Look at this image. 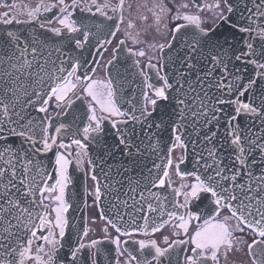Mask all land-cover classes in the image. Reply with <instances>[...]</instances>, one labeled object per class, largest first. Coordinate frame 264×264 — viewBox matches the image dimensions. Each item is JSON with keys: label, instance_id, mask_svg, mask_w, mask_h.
I'll list each match as a JSON object with an SVG mask.
<instances>
[{"label": "snow or ice", "instance_id": "obj_1", "mask_svg": "<svg viewBox=\"0 0 264 264\" xmlns=\"http://www.w3.org/2000/svg\"><path fill=\"white\" fill-rule=\"evenodd\" d=\"M123 3L124 0H120V4L112 9L113 12H122ZM194 4L197 8L203 7L195 3V0ZM249 4L252 6L249 7ZM2 6L9 11L0 13V24L35 22L39 23L41 28H44L38 15L41 9L44 12H50L59 6L60 15L56 19L61 27L46 31L54 33L56 37L66 38L68 44L74 45V48L81 52L88 45L92 35L87 25L83 22L78 23L73 18L77 8L92 12V8L87 5L81 7V0H71V4H66L65 0H57L56 4H41L27 12L29 19L25 21L17 19L12 12V9H18L19 5L5 3ZM104 7L107 8L108 5ZM154 7H159L161 13L171 11L163 4ZM208 7L215 10L214 19L219 21L212 29L201 27L202 21L198 15L180 11L187 9L188 4L182 3L177 7L173 19L187 21L189 25L195 27V31L190 34V37L183 38L182 47L175 50V59L168 56V60L175 65L171 75L160 74L164 64H160L157 69L156 64L149 62L148 68L157 70V78L162 83L160 86L146 83V87L151 89L155 98H150L148 91H145L144 103L140 106L138 114L135 107L131 111H124L118 106L112 81L105 83L92 80L88 76H76L75 80L71 79L77 69L82 67L79 60L71 64V71L67 72L66 77L52 75L45 68L49 61L42 60L39 46L44 44L43 41L33 37L29 43L11 30L0 35V109H2L0 112V142H2L0 143V264H27L29 260H34L36 264H64L63 261L58 260V255L65 247L64 238L68 227L65 213L70 206L65 201V190L72 183L69 175L70 165L73 164V160L69 159L72 153L55 151L51 172L42 163L34 160V156L47 154L56 148L67 149L76 145L78 150L75 153V164L78 167L82 164V156L87 155V144L76 138H73L70 144L65 143L61 136L67 132V125L64 123L54 125V120L63 112L64 106L70 107L73 103L67 98L69 93L75 94L78 85H82L84 97L77 98L81 100L87 98L85 115L90 123L83 128V138L86 141L96 140L99 134L103 133L102 125L105 120L111 117H124L125 119L122 120H112L111 127L115 130L118 145H123L128 155H131L130 150L133 145L127 129L120 126L128 125L130 121L133 124L146 125L148 129L155 127L160 132L170 126L175 141L181 147H186L181 136L182 128L186 132L191 124L195 130L197 126H200L201 120L204 127L215 123L218 128L223 119L228 131V142L236 153L233 163L225 165L213 146L208 150V157L212 162L206 161L202 165L205 173L203 176L196 173H179V165L176 166L178 174L195 175V182L182 185L181 187L187 189L186 191L173 190L176 197H183V202L173 204L172 207L178 211L167 212V216L169 220L172 218L178 220V223L174 225L178 231H174L173 235L179 237L182 233L186 239L169 242L165 237L164 243L167 244L165 248L160 247L155 240H121V237L131 238L141 234L149 236L148 214L157 212V207H154L144 196L143 191L139 193L140 200H136L135 194L139 182H136L137 187L129 186L128 192L124 193L133 201L132 205L128 204L127 199L121 201L120 196L117 195L115 199L119 204L125 208L131 207L133 211L125 213L132 226L122 229L115 221L108 220L118 234L110 241L115 246L117 257L115 264H122L121 258L125 254L127 259L123 260V264H153V262L155 264H220L221 256L227 259L230 253L239 250L236 248L238 243L246 244L247 254L251 257L250 264H264V0H216ZM96 10L100 11L99 6ZM101 14L106 16V13L101 12ZM237 14V19L233 20V16ZM106 19L111 20L113 17L106 16ZM118 19L122 20V16ZM244 20L247 24L241 23ZM157 21L159 22V16ZM51 22L48 20V23ZM222 26H227L225 32L219 31ZM129 27H132L131 23ZM185 27L186 25L183 24L176 25L173 29V42L178 39L177 34ZM116 30H119L118 24ZM76 33L79 37L72 35ZM111 34L114 36L115 32ZM238 34H247V38L241 35L237 40ZM173 42H169L167 46L160 44L159 51L165 53V47H167L168 52H172ZM100 43L103 47V44L110 41L104 40ZM123 43L121 41V44ZM237 43L243 45V50L234 55V61L242 66L237 67L233 64L234 71L230 70L228 62L219 55L203 56L205 46L218 49L226 56ZM56 51L60 52L61 49L57 48ZM129 52L131 55L141 57L145 55L143 51L129 50ZM29 55L31 59H28ZM163 59L162 56L161 60ZM69 60H71L70 55ZM205 60L206 64L203 62ZM227 60L232 61L233 57H227ZM52 63L55 64V61ZM63 63L65 61L62 60L61 64ZM247 65L254 66V75H249L245 82ZM54 71L64 73L66 69L60 67ZM45 77L53 81L47 90L43 87ZM147 79L145 76L146 82ZM33 85H39V88ZM29 87H33L31 93L28 91ZM257 88L261 92L259 104L241 99L249 93L255 96L254 90ZM9 94H11L10 103H5L3 97H8ZM21 95L26 98L22 104L20 103ZM53 98L54 107L60 110L57 112V117H40L38 122H34L35 118L31 117L28 109L31 107L38 113H47L49 102ZM37 102H39L38 107ZM161 102L172 105V115L177 119L172 120L169 117L166 120L164 116H161L159 122L153 121V116ZM224 106L230 107L232 111H226ZM97 110L106 115L98 116ZM243 116L249 117L253 122L259 120L260 127L253 131L255 127L253 123L247 126V134H245L240 124ZM37 128L40 130L39 137L36 135ZM216 134L213 131L210 135L206 134L203 139L211 143ZM17 140L18 144L15 142ZM176 146L174 143L172 148ZM171 150L170 148L163 175L155 177L151 184L152 188L165 186L169 176L168 168L173 163ZM200 159L203 157L200 156L197 159V164ZM257 165L260 166L259 176H255L252 171ZM159 167L154 165V168L159 169ZM245 177L247 181L244 180ZM92 179L95 181L97 177L93 175ZM147 190L149 197L161 199L159 193ZM101 198V188L97 186L94 202H99ZM205 200L208 201L207 204L204 203ZM45 201L54 204L51 208V211L55 213L54 221L48 218L49 204ZM111 207L118 208L119 205L112 204ZM160 207L161 216H163V206ZM222 207L227 208L231 216L220 218ZM134 213H144L141 216L142 226L136 224ZM116 216L123 220V215L119 211L116 212ZM101 218L105 219L103 213ZM232 219L237 221L235 225L230 223ZM193 221L197 222V226L189 235V226ZM125 223L127 225V222ZM153 224L155 226L151 227V233L159 231L162 226L156 224L155 219ZM54 228L59 230V240L55 238ZM245 228L254 234L251 243L235 235L237 232L244 233ZM21 229L30 235L26 244L14 245L12 237L17 235L16 230ZM45 229H47V235H37L38 231L43 232ZM104 232L107 234V228ZM87 235L88 230L85 229L83 236ZM33 238L43 241L48 251H45L44 244H38L37 254L33 256L31 252ZM99 243L98 240H92L85 244L78 240L75 244H69L67 264H88L89 261L90 264H97ZM130 243L138 245L135 253L129 250ZM93 249L95 251H92ZM85 250H88L87 256ZM182 254L183 259H181Z\"/></svg>", "mask_w": 264, "mask_h": 264}, {"label": "flooded vegetation", "instance_id": "obj_2", "mask_svg": "<svg viewBox=\"0 0 264 264\" xmlns=\"http://www.w3.org/2000/svg\"><path fill=\"white\" fill-rule=\"evenodd\" d=\"M215 2L216 0H195V3L203 6L202 8H197L194 4V0H124L122 12L118 11L114 13L112 9L116 8L120 4V0H81V7L87 5L88 7L92 8L91 13L87 11H81L80 8H77L74 11L73 15V18L76 19L78 23L83 22L88 26L90 32L92 33L89 38L88 45H86L82 52L80 50H76L74 48V45L68 44L66 38L62 39L61 37H56L54 33L46 31L50 28L61 27L56 19V17L60 15L59 6H57V8H54L50 12H44L43 9H41L38 15L40 23L44 24V28H41L40 24L35 22L31 24H0V35H2L7 30H11L16 34H22L27 30V28L29 31H33L34 29L38 28L43 30L47 35L51 36V41L54 42V46H56V49H61L60 52L56 51V57L58 61L55 64H48V67L54 68V70L59 69L60 67H64L66 69L64 73H66L67 76V72L71 71V64L76 60H79L81 62L82 67L77 69L75 75L71 78L73 80H75L76 76H88L92 80H98L106 83L108 81H111V78H115L116 75L126 69L123 66L127 61H133L137 65V68H139L143 72V74L147 76V78H151L152 74L157 73V70L148 68L147 65L149 64V62H151L152 64H156L157 69H159L160 64H162V53L159 51V45L165 44L167 46V44L171 42L173 37V29L177 24L191 26L187 21L173 19L174 15L176 14L177 7L182 3L188 4L187 9H181L180 11L185 14L198 15L202 21L201 27L205 29H212L219 21L214 19L215 10L208 6L213 5ZM5 3L9 5H19V8L12 9V12L16 15L17 19L25 21L29 19V17L27 16L28 11L36 9L41 4H56L57 0H0V13L9 11L8 8L2 6ZM65 3L71 4V0H65ZM106 4L108 5L107 8L104 7ZM159 4L165 5L166 9H171V11H165L161 13L159 7H154L155 5ZM97 6H99L100 11L96 10ZM101 12L106 13V16L113 17V19H106V16L102 15ZM120 16H122V20L118 19V17ZM157 16H159V22L157 21ZM48 20H51L52 22L48 23ZM129 23L132 24V27H129ZM117 24L119 25V30H116ZM112 32H115L114 36L111 34ZM47 35H45L46 41ZM72 35H76L79 37L78 33ZM25 39L26 38H24L23 40ZM26 40L31 43V38H27ZM104 40L110 41V43L103 44V47H101L100 42ZM121 41H123L124 43L121 44ZM47 42L49 43L50 41ZM129 50H131V52L143 51L145 55L143 57L138 55H131ZM45 53H47V50ZM69 55L71 56V60H69ZM120 57L121 60L116 62V64H113L114 61H116V59ZM28 59H31L30 56H28ZM62 60L65 61V63L61 64ZM160 72H162V70H160ZM49 73L55 75L51 72V70ZM57 73L59 72L57 71ZM59 75H62V73H59ZM153 84L159 86L156 82ZM148 94L150 98H155L151 89L149 90ZM77 97H84L82 85L77 86L75 94L69 93L67 99L72 100L73 103L78 100L81 101V99H78ZM85 101L87 102V98L82 100V102ZM54 104L55 100L53 98L49 102V111L47 113H44L45 116H57V112L60 110L56 109L54 107ZM71 106L68 107L67 105H65L63 108V112H61L60 114L63 115L67 113ZM97 115L99 116L106 114H101L99 110H97ZM120 119L125 118H110V120ZM92 126L94 127V125ZM71 140L72 139H70L67 144H70ZM77 150L78 149L76 145H72L71 148L67 149L58 148V151L64 152L65 154H67L68 152L72 153V156H70L69 159L73 160V164L70 165L69 175L78 183L81 190L80 195L85 193V196L87 198V221L85 229L88 230V235L83 236L82 233L79 236H76V241H74L73 243L69 242L66 244L64 242L65 247L60 250L58 260L63 261L64 264H67V249L69 244H75L78 240L85 244L90 243L92 240H98L100 241V243L97 245V248L99 249V254L96 257L97 264H115V260L117 258L115 246L110 241L118 234L116 233L115 229L108 223V219L101 218V213L99 211V202H94L95 188L99 186L101 188V193L102 189H105L108 192L118 193L121 191V189L129 186L127 182L129 180H132L133 177L126 176L127 171L124 168H119L118 166H120L121 163H115V161L101 163L102 168L100 169V173L97 176L94 174L95 166L92 165L91 158H88L87 155L82 156V164L78 167L75 164V153ZM185 157L186 150H184V147H181L177 143V146L174 147L173 151L171 152V159L173 163L172 166L168 168L169 176L167 178L171 187L175 188V190L186 191L187 189H183L181 186L184 184L190 185L191 183L195 182L194 175H181L177 172L176 166L179 165V173H187V171H182L181 169L182 164L185 163ZM181 160H183L184 162L181 163ZM93 175L97 177L95 181L92 179ZM68 187L65 190V201L70 206L68 209L69 211L72 208V203L69 198H67ZM45 195H47V193ZM53 195H55V193H53ZM177 202L182 203L183 197L179 196ZM45 203L49 204L48 218L54 221L55 213L51 211V208L54 206V204H51L49 201H45ZM112 203L116 204L115 201H112ZM204 203L207 204L208 201L205 200ZM67 212L65 213L66 218ZM224 216H231V214L228 213L227 208L222 207L220 218H223ZM177 223L178 220L174 218L159 231L155 233L150 232L149 236H144L141 234L133 236L131 238L121 237V240H155L160 247L165 248L167 247V244L164 243L165 237L168 238L169 242L176 239H186V237L182 233L179 237L173 235L174 231H178V229L174 228V225ZM230 223L232 225H235L237 221L235 219H232ZM196 226V221H193L190 224L189 235L195 230ZM105 228H107V234H105L104 232ZM53 231L55 234V238L59 240V230L54 228ZM37 235H47V229H45L43 232L38 231ZM235 235L237 237H243V239L247 241V243H251V240L254 238V234L246 228L244 233L237 232L235 233ZM255 238L259 239V237ZM38 244H44V242L33 238V243L31 246V252L33 256L37 254ZM128 248L130 251L135 253L138 245H133L130 243L128 245ZM236 248L239 250L230 253L227 259L221 256L220 264H250L251 257L247 254L246 244L238 243L236 245ZM44 249L45 251H48V247L46 244H44ZM92 251H95V249H93ZM85 255H88V250H85ZM124 259H127V254H125V256L121 258L122 264ZM181 259H183V254L181 255ZM27 264H36V262L34 260H29L27 261ZM88 264H90V261L88 262ZM153 264H155V262H153Z\"/></svg>", "mask_w": 264, "mask_h": 264}, {"label": "water", "instance_id": "obj_3", "mask_svg": "<svg viewBox=\"0 0 264 264\" xmlns=\"http://www.w3.org/2000/svg\"><path fill=\"white\" fill-rule=\"evenodd\" d=\"M249 7L252 5L249 4ZM237 16H233V20L237 19ZM243 24H247V21H241ZM227 26H222L219 31L225 32ZM195 31L194 26H186L184 29L181 30L180 33L177 34L178 39L176 41H172L174 44L173 51L168 52V49H165V53L163 54V61L164 64L163 68V74L167 73L171 75L173 73L175 65L172 63V61L168 60V56H172L173 59H175V50L182 47V40L185 38V36L190 37V34ZM230 35V33H226ZM18 36L22 38H33L34 36H31L30 34H21L17 33ZM243 35L245 38H247V34H238L237 40H239V37ZM37 38V37H36ZM39 39V38H37ZM40 47V46H39ZM227 47V46H226ZM41 49V47H40ZM243 50V45L240 43H237L234 45L232 50H229L227 52V55L223 52H221L218 49H212L209 46H205L203 56H209L212 54L219 55L223 59H225L226 62L229 64V68L231 71H234V68L232 67L233 64H236L237 67H241L238 62L234 61V55L238 52ZM30 52V49H29ZM42 53V52H41ZM30 56V55H29ZM227 57H233L232 61H228ZM31 58V56H30ZM199 58V57H198ZM205 64L207 61H203ZM247 73H245V82L247 81V77L249 75H254V66L247 65ZM52 73H54L56 76H61L59 73L54 72V68L51 70ZM217 76L219 77V73H217ZM154 81L157 80V76L153 75ZM113 86L115 87V99L117 100L118 106L124 110V111H131L133 107L136 108L137 114L139 112L140 106L144 103L143 101V93L145 91H148V88L146 87V81L145 76L141 74L138 70L133 69H127L125 70L122 78H116L112 80ZM162 83V82H161ZM53 84L51 82L48 84V81L45 79L43 82V87L45 90L49 88V85ZM35 88H39V85H33ZM33 87H29L28 91L31 93L33 91ZM256 92L255 96H252L251 93L246 94L245 97L241 98L245 101L252 102L254 101L256 104L260 103V95L261 92L259 88L254 90ZM219 95V93H217ZM10 97L11 94H9L8 97H3L5 103H10ZM35 99V97H32ZM25 97L21 95L20 97V103L25 102ZM39 106V102H37V107ZM19 107V105L17 106ZM226 111H232V109L228 106H224ZM31 117L35 118L34 122H38L40 117H44L42 113H38L35 108H29L28 109ZM83 109H80L79 104H74L72 108L69 110V112L66 113V115L59 116V118L55 121V125H58L59 123H64L67 125V132L61 136V138L66 142L69 138H78L83 140L85 143H88L89 147V155L90 158H98V157H109L112 156L110 159L117 163H121L124 169L126 170L125 166H127L129 169L134 170L133 176L137 177V180L140 184V187L137 188L136 200H140L139 193L140 191L144 192V196L149 199V201L154 205V207H157V212L155 213H149V232H151V227L155 226L153 224V220L155 219L156 224L162 225L160 228H162L166 223L169 221V218L167 216V212L171 211H178L177 209H174L172 207L173 204L177 202V197L174 195L173 190L174 188L170 186V183L166 180V184L163 188H152L151 184L155 177L157 175L162 176L164 167L167 164V158L169 155V149H172V145L174 143H177L175 141V137L172 134L171 127H167L163 132L158 131L153 127L152 129H148L147 126H142L139 123L133 124V122H129L128 125H121L120 127L126 128L129 133V138L132 142V148H131V155H128L127 151L125 150V147L123 145H118V141L115 135V132L113 131L111 127V120H108L104 124V131L103 133L99 134L96 140H84L83 138V128L87 125L88 121L86 118V115ZM0 112H2V109H0ZM173 108L170 103L161 102L156 113L153 116L154 122H159L161 116H164L166 120L171 117L172 120L177 119V117L172 115ZM171 121H169L170 123ZM255 124V127H253V131H256L257 128L260 127V121L255 120L254 122L249 119L247 116H243L240 120L242 131L247 134V126ZM134 129V131H133ZM215 131L217 134L215 137L212 138L211 143L205 141L203 137L206 134H209L211 132ZM36 135L39 137L40 130L39 128L36 129ZM93 135V134H91ZM181 136L182 140L185 142L186 147V162L184 165V168H186V171L189 173H196L201 174L202 176L205 175L204 169L202 165L207 161L208 163H211L212 160L208 157V150L215 147L217 151V155L220 159H222L225 163V165H231L235 159V151L233 147L228 142V131L226 130V127L224 125L223 119L221 120L220 126L217 128L215 123L208 125L207 127L203 126V120L200 121V126H197L195 130H193V126L189 124L186 132L184 129H181ZM17 144L19 141H15ZM2 143V142H0ZM139 150V151H137ZM57 151V148L54 149L52 152H49L47 154H37L34 156V160L39 161L42 163L48 171H52V162L54 160V152ZM172 151V150H171ZM202 156L203 159H200L199 164L196 163L197 159ZM117 158V159H115ZM257 158H259V154L257 153ZM98 160V159H97ZM154 165H159V169L154 168ZM238 166V165H237ZM151 170V175H150ZM255 176L260 175V166L257 165L255 168L252 169ZM245 181H247V178H244ZM50 183H54V181H50ZM150 189L153 193H159L161 199L157 200L155 197H149L148 190ZM255 186V185H253ZM70 187L69 191H72V193L75 196V192L77 188ZM129 188V187H128ZM128 192L127 190H124L119 195L120 200H128V204L132 205L133 201L128 199V196L124 195V193ZM108 196V193L104 192L103 198L100 200L99 208L101 209V212L103 213L104 217H106L109 220L115 221L122 229L126 226H132L131 221L129 220V217L125 214L128 212H132L133 209L131 207L125 208L122 204H119L118 208H112L111 204H108L106 197ZM124 196V197H122ZM167 199H164V198ZM75 198H80V196ZM84 198V196H83ZM144 203V202H141ZM163 206L162 210L164 212V215L161 216V207ZM146 210V205H145ZM37 211H42L41 209H37ZM119 211L121 215H123V220H120L116 216V212ZM181 211V210H179ZM75 210L70 213V222L69 226L67 228L68 231V241L70 239H73L74 235L78 232V230H83L85 226V212L83 210L82 213H77L75 218ZM81 214V215H80ZM83 215V216H82ZM144 215V213H134V219L136 220V224L142 226L143 220L141 219V216ZM70 216V215H69ZM258 218V217H257ZM72 219H75L79 222L78 227H74L72 225ZM251 219V217L249 218ZM165 221H167L165 223ZM127 222V225L126 223ZM38 223V221H37ZM17 235L12 237V243L14 245L19 244H26V241L28 239V235L26 234L22 229L16 230ZM66 239V238H65Z\"/></svg>", "mask_w": 264, "mask_h": 264}, {"label": "bare ground", "instance_id": "obj_4", "mask_svg": "<svg viewBox=\"0 0 264 264\" xmlns=\"http://www.w3.org/2000/svg\"><path fill=\"white\" fill-rule=\"evenodd\" d=\"M82 112H84V111H82ZM113 131L115 132V130L113 129ZM73 139V138H72ZM125 168H127V166H125ZM128 177H131V175L130 174H128ZM131 179V178H130ZM135 187H137V186H135ZM140 186H138L137 188H139ZM124 190H122L121 192H123ZM120 196V195H119ZM121 197V196H120ZM122 197H124V196H122ZM72 225L74 226V227H78L79 226V222L77 221V220H75V219H72ZM78 232L79 233H81L82 231L81 230H78Z\"/></svg>", "mask_w": 264, "mask_h": 264}]
</instances>
